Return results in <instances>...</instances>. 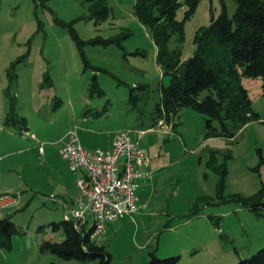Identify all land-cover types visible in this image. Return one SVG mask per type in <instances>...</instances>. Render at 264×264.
I'll use <instances>...</instances> for the list:
<instances>
[{
    "label": "rangeland",
    "instance_id": "1",
    "mask_svg": "<svg viewBox=\"0 0 264 264\" xmlns=\"http://www.w3.org/2000/svg\"><path fill=\"white\" fill-rule=\"evenodd\" d=\"M135 1L106 0L108 13L97 17L82 0H0V197L15 199L0 208V218L9 216L16 228L10 247L0 245V264H83L41 249L43 240L63 239L62 226L53 222L65 210L58 198L41 203L31 178V189L24 184L30 176L17 172L26 156L18 150L31 138L21 117L37 133L31 144L43 150L72 130L88 149L106 148L121 131L133 137L145 131L139 144L149 163L138 166V207L110 222L100 239L109 264H146L148 250L158 257L179 253L178 264H235L264 246V210L258 214L235 199L264 184L260 77L241 76L259 119L232 137L206 138L204 114L189 107L177 112L173 128L169 122L164 131L146 128L169 75L156 64V46L135 16ZM222 8L231 16L234 0H198L184 22L182 58L192 55L197 28ZM183 12L178 9V19ZM168 47H176L174 37ZM32 164L34 173L47 166L38 158Z\"/></svg>",
    "mask_w": 264,
    "mask_h": 264
},
{
    "label": "trees",
    "instance_id": "2",
    "mask_svg": "<svg viewBox=\"0 0 264 264\" xmlns=\"http://www.w3.org/2000/svg\"><path fill=\"white\" fill-rule=\"evenodd\" d=\"M90 13L104 17L108 13L106 0H82ZM198 0H136L134 13L148 27L156 46L155 61L169 81L162 84L159 101L155 104V115L151 125L159 119L173 123L177 112L184 107L204 114V136H229L251 120L259 119L253 111L241 76L260 77L264 95V0H234L235 11L228 16L225 8L210 22L197 28L194 34L195 48L190 57L182 58L180 45L184 40V22L193 12ZM183 8V17L177 18L178 9ZM174 37L176 47L168 43ZM145 89L146 86H141ZM208 92L201 98V93ZM132 97V90L130 93ZM11 118H14L13 116ZM9 117H6L7 122ZM21 122L25 118L21 117ZM216 121L220 125H213ZM172 124V128H173ZM223 174L226 172L223 171ZM245 208L260 213L264 210V184L254 194L235 198ZM64 237L60 241L43 240L41 249L50 251L62 259H77L87 264H109L110 253L106 247L90 238L91 228L74 227L72 219H63ZM221 234V229L219 230ZM16 232L9 216L0 218V245L10 247ZM146 264H178L180 256L158 257L148 252ZM235 264H264V246L250 257Z\"/></svg>",
    "mask_w": 264,
    "mask_h": 264
},
{
    "label": "built area",
    "instance_id": "3",
    "mask_svg": "<svg viewBox=\"0 0 264 264\" xmlns=\"http://www.w3.org/2000/svg\"><path fill=\"white\" fill-rule=\"evenodd\" d=\"M168 126L159 119L151 129L164 131ZM144 132L139 130L136 137L128 131L118 132L109 149L84 147L74 130L64 136L60 156L67 161L69 172L79 174L74 207L65 219H72L77 229L81 225L91 228L90 238L96 242L103 238L106 225L138 207V166L149 163L146 149L139 144ZM9 201L8 196L0 197V208Z\"/></svg>",
    "mask_w": 264,
    "mask_h": 264
},
{
    "label": "crops",
    "instance_id": "4",
    "mask_svg": "<svg viewBox=\"0 0 264 264\" xmlns=\"http://www.w3.org/2000/svg\"><path fill=\"white\" fill-rule=\"evenodd\" d=\"M21 130L26 135L30 133L31 138L29 142H26V141L22 142L23 148L18 150V153H20L19 155L26 154V156L25 158H23V160H21L20 162L19 161L17 162V172L19 173L21 178H24L21 175V172H23L24 170L26 171L27 175L30 176V177H26V179L24 178V182H25L24 184L27 186L26 180L31 178L30 181L32 182V188H33L31 190V193L37 192V194L40 195L38 196L39 198L38 200H41L40 201L41 203L45 202L46 196H49L48 197L49 199H51V197L58 198L57 202L63 203L65 205V206L63 205V210H65L63 219H65L66 217H70L73 207H74V200L76 198L77 191H78V188L76 185V179L79 176V174L69 172L67 161L61 158L60 156V153H59L60 146L59 145L61 142L63 144L64 136L62 140L60 139L55 144H50L49 146H47L46 150H45L46 147L43 150L41 146H38V147L36 146L37 142H33V144H31L32 141H36L35 137L37 136V133L31 132L29 121L26 118H25V122H22ZM12 135L13 137H16V135L14 134ZM79 141H80V138H79ZM111 141H112V137H110V139L108 140L106 144V148L104 149L110 148ZM80 143L84 147H87L84 141L83 142L80 141ZM4 155L5 154L0 155V162L4 159L3 158ZM41 157L42 159H40ZM37 158L38 160H40L41 163L46 162L47 166L43 170L41 169V171L36 170V172L34 173L32 163H33V160L35 161V159ZM43 173H44V176H42ZM63 174L65 175V179L62 178ZM141 175L142 173L140 171V176L138 177L137 181L139 180ZM27 188L28 190L31 189V187H28V186ZM31 197H34V195L31 194ZM8 198L10 199L9 201L10 203L12 202L14 203L15 201L14 198L10 196H8ZM138 201H139V195H138ZM105 230H106V227H105ZM174 254H178L180 256L179 253H174ZM148 259H149V256L147 255V261Z\"/></svg>",
    "mask_w": 264,
    "mask_h": 264
}]
</instances>
